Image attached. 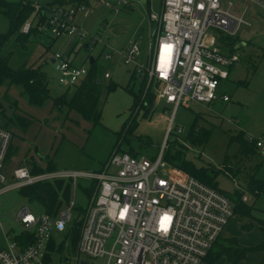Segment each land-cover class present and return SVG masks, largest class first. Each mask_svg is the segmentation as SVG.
<instances>
[{
	"label": "rangeland",
	"instance_id": "rangeland-1",
	"mask_svg": "<svg viewBox=\"0 0 264 264\" xmlns=\"http://www.w3.org/2000/svg\"><path fill=\"white\" fill-rule=\"evenodd\" d=\"M5 1L45 6L50 0ZM128 1L129 5L124 7L116 0H87L80 7L90 13L89 18L83 19L81 12L75 18L76 25L87 33V39L53 38L44 33L31 38L27 53L17 52L14 56L15 68L26 62L46 75L51 98L65 96L68 100L75 88L59 83V72L51 61L59 54L69 57L74 67L89 71L92 58L106 99L101 124L94 125L76 112L53 109L51 101L39 107L31 106L19 87L0 85V127L7 128L13 135L11 155L4 170L8 180L6 186L16 183L13 175L20 167H26L30 173L35 169L44 174L51 169L98 173L105 169L116 149L154 160L168 143L169 146L175 144L171 154L182 152L187 162L215 173L217 188L232 199L235 193L247 188L251 172L256 180L264 181V154L258 152L251 160H246L247 172L244 168L232 175L224 170L227 159L229 167L235 170L240 144L232 141L234 136L240 132L247 137L264 136V0H223L226 9L232 3L230 12L248 24L235 35L240 44L246 42L237 49L241 61L232 68L230 79L220 83L217 92L220 97L228 96L230 102L224 103L221 99L209 105L191 102L175 115L172 106L158 99L148 109L143 107L134 112V94H139L143 86L140 79L131 77L134 67L124 64V50L131 43L137 44L139 63L149 66L150 47L157 27L150 14H161L163 0ZM66 2V7L71 6V0ZM113 7L118 10L114 11ZM7 29L8 23L0 15V33ZM107 54L113 57L110 61ZM106 73L110 74L109 79L104 78ZM111 85L117 88L108 92ZM95 188L94 181L79 179L78 188L75 192L72 190L71 195V200L74 197L76 201L73 217L64 233H52L55 249L49 252L50 259L43 264H73L75 252L68 250L71 238L67 235L75 222L83 218L82 211L88 207L90 192L94 193ZM20 190L12 188L0 193V247L4 249L10 242L7 236H22L16 222L22 209L28 208L36 217L46 214L39 203L31 202ZM244 201L253 206L252 217L236 215L232 218L222 235L224 239H235L237 250L231 256L224 254L216 264H264V232L259 230L257 223L264 222V194L254 200L246 194ZM66 210L67 205L63 204L59 213ZM65 258L69 259L68 263L64 262Z\"/></svg>",
	"mask_w": 264,
	"mask_h": 264
},
{
	"label": "built area",
	"instance_id": "built-area-1",
	"mask_svg": "<svg viewBox=\"0 0 264 264\" xmlns=\"http://www.w3.org/2000/svg\"><path fill=\"white\" fill-rule=\"evenodd\" d=\"M116 3L129 5L128 0ZM80 6H55L47 11L35 4V17L24 24L22 32L29 34L36 27L40 35L83 41L88 35L76 25L75 18L81 12L87 19L90 13ZM232 8L230 3L226 9L223 0H163L161 14L150 15L157 27L149 66L139 63L137 44L131 43L124 50V64L134 67L132 74L147 78L148 87L158 100L173 107L174 115L191 102L209 105L219 99L229 101L226 95L218 96V88L230 79V70L241 57L224 51L222 38L235 37L243 25H248L230 12ZM106 58L110 61L113 57L107 54ZM53 61L59 83L69 88H76L88 74L83 67H74L69 57L56 54ZM104 77L109 79L110 74ZM12 139V133L0 127V193L55 179L71 180L75 192L79 179L95 182L73 264H209L211 250L235 216L233 202L225 193L164 160L166 145L154 160L116 149L98 173L35 176L20 167L14 171L16 183L6 186L4 170ZM249 140L264 151V136ZM75 208L73 197L67 210L57 217H36L28 208L22 209L16 218L22 236H7L10 242L6 249L0 247V264H43L52 233L66 231Z\"/></svg>",
	"mask_w": 264,
	"mask_h": 264
},
{
	"label": "trees",
	"instance_id": "trees-1",
	"mask_svg": "<svg viewBox=\"0 0 264 264\" xmlns=\"http://www.w3.org/2000/svg\"><path fill=\"white\" fill-rule=\"evenodd\" d=\"M86 2L87 0H71L70 4L75 6L76 4L81 5ZM66 5H68L66 0H55L48 3V5H45L44 9L50 11L51 7H66ZM0 15L3 16L8 23L7 31L5 33H0V85L6 84L8 87H19L23 91V94L27 97L31 106L39 107L44 105L47 101H51L53 109L62 111L65 108L69 112L78 113L83 120L91 124H101L102 108L106 96L102 91V80L95 67V61L92 64L91 70L88 71L85 79L82 80V82L75 88L74 93L69 100L66 99L65 96L53 99L50 96L48 79L39 68L32 65L28 66L26 62L22 63L18 68H15L12 63L17 52L27 53L29 51L27 46L28 44L30 45L32 37L40 36L36 27L32 28L29 34H24L22 32L24 24L35 17L34 5L30 2L24 4L23 2H7L5 0H0ZM44 17L45 15H42L40 19L41 22L44 21ZM240 42L241 41L236 37H223L222 48L231 55L237 53L236 47L240 44ZM231 71L232 68L230 73ZM131 77L132 79H140L143 86L139 94H134V112L143 107L148 109L154 100L157 99L154 90L150 86L148 87V80L146 77H142V75L136 73L131 74ZM116 88V85H111L107 88V91L110 92ZM198 117H200V114H198ZM130 126L127 127V131L130 130ZM207 135L208 133L204 136V141ZM233 140H236L240 144V151L235 156V170H232L230 168L231 166L229 167L230 160L228 159L224 163V170L225 172L235 175L233 172L236 170L241 171L245 168V171L247 172L245 165L247 162L246 160H251L257 152L264 154V151L259 150L255 141H250L249 137L245 136L243 132L234 136L232 141ZM174 146L175 144H172L171 146H169V143L166 144V148L164 150V160L167 163L186 171L206 185L220 191L215 183V176L213 175L215 173L206 168H197L192 163L187 162L182 152L177 151L175 155L171 154V150ZM11 151L12 143L9 149L7 161L11 155ZM52 170L53 169H51L49 173L55 172ZM31 174L38 176L43 175L44 172L42 170L35 169ZM249 176V182L244 191L235 193V197L233 199L226 194L233 202L235 216L238 215L245 218L252 217L251 215L254 211L253 206L244 201V197L246 194H249L254 200L264 194V181L256 180L255 175L252 172ZM72 190L73 184L71 180L55 179L42 181L34 185L24 187L20 191L21 194L31 202L39 203L44 208L46 214L57 217L61 206L63 204L68 205L70 203ZM92 191L90 192V198L93 195ZM82 213L84 217L85 210H83ZM82 222L83 218L80 221L75 222L74 227L67 235L71 238V245L70 248H68L70 251H76V247L80 239ZM257 223L259 230L264 232V222L258 221ZM29 237H31L29 239L32 240V235H29ZM62 248L64 249V247ZM236 248L237 241L235 239L217 242L209 254L208 263L216 264V261L224 254L228 256H231L232 253L235 254L237 250ZM54 249L55 244L52 237L48 253L44 261H48L50 259L49 252ZM241 257H243V255ZM67 261L68 258H65L64 262Z\"/></svg>",
	"mask_w": 264,
	"mask_h": 264
},
{
	"label": "water",
	"instance_id": "water-1",
	"mask_svg": "<svg viewBox=\"0 0 264 264\" xmlns=\"http://www.w3.org/2000/svg\"><path fill=\"white\" fill-rule=\"evenodd\" d=\"M243 46H245V43H241V44H239L237 47H236V49H239V48H241V47H243ZM85 49H87V46H85ZM51 63L52 64H54V61L52 60L51 61ZM90 63H91V65L94 63V59H90ZM99 83H100V81H99Z\"/></svg>",
	"mask_w": 264,
	"mask_h": 264
},
{
	"label": "crops",
	"instance_id": "crops-1",
	"mask_svg": "<svg viewBox=\"0 0 264 264\" xmlns=\"http://www.w3.org/2000/svg\"><path fill=\"white\" fill-rule=\"evenodd\" d=\"M146 2H147V1H146ZM150 15H152V14H150ZM83 19H85V18L83 17ZM239 40H240V39H239ZM244 43H246V42H244ZM249 44H251V43H249ZM246 45H247V44H246ZM235 66H236V65H235ZM235 66H234V67H235ZM234 67H233V68H234ZM222 102H223V101H222ZM228 102H230V100H229ZM228 102H224V103H228ZM226 240H228V239H224V238H223V235H222L218 242H222V241H226Z\"/></svg>",
	"mask_w": 264,
	"mask_h": 264
},
{
	"label": "snow or ice",
	"instance_id": "snow-or-ice-1",
	"mask_svg": "<svg viewBox=\"0 0 264 264\" xmlns=\"http://www.w3.org/2000/svg\"><path fill=\"white\" fill-rule=\"evenodd\" d=\"M28 219L30 220V219H32L31 217H28ZM165 219H168L167 217H165Z\"/></svg>",
	"mask_w": 264,
	"mask_h": 264
}]
</instances>
